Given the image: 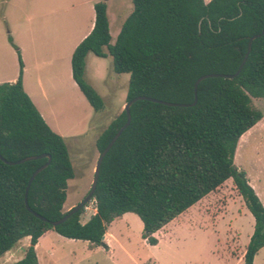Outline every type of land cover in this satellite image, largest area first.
Segmentation results:
<instances>
[{"label": "trees", "instance_id": "1", "mask_svg": "<svg viewBox=\"0 0 264 264\" xmlns=\"http://www.w3.org/2000/svg\"><path fill=\"white\" fill-rule=\"evenodd\" d=\"M107 1L94 4L91 31L71 55L72 77L94 111L103 99L85 80V58L91 52L111 59L115 73H128L125 102L145 95L162 101L191 103L194 82L203 74H233L241 63L249 38L264 28V0H130L133 9L111 43ZM14 82L0 83V155L16 161L28 155L49 154L50 163L32 180V172L47 157L8 164L0 159V256L29 237L20 259L10 264H38L35 244L47 231L103 244L106 227L131 212L142 222L141 236L157 243V230L225 180L232 182L254 219L244 253L252 264L264 246V205L233 156L241 135L263 113L251 98L264 99V33L233 78L208 77L196 89V102L171 106L137 100L130 106V123L104 155L93 197L62 223L67 182L74 177L64 138L44 121L22 87L23 63ZM122 110L97 135L101 152L123 125ZM95 212L81 222L85 207Z\"/></svg>", "mask_w": 264, "mask_h": 264}, {"label": "rangeland", "instance_id": "2", "mask_svg": "<svg viewBox=\"0 0 264 264\" xmlns=\"http://www.w3.org/2000/svg\"><path fill=\"white\" fill-rule=\"evenodd\" d=\"M79 1L0 0V21H3L4 8L7 13L18 9L26 11L31 9L36 14L48 13L50 17L57 19L74 16L78 12L76 7ZM132 9L130 0L108 1L109 32L113 38L115 26ZM6 31L7 35H10L7 27ZM92 59L99 61L97 67ZM24 65L28 68V73L33 72V63L26 58ZM95 67L98 71L97 76L93 73ZM128 79V73H115L112 70L110 58L103 59L91 54L87 82L102 97L103 108L97 112L92 108H89L90 112L79 108L78 115L68 114L59 117L64 132L72 130L81 133L88 129L85 135L77 139L67 138L65 142L70 153L74 177L68 182L64 211L76 205L90 189L99 155L95 147L96 137L123 110L126 102L121 100L125 97ZM251 99L252 105L264 115V99ZM233 162L237 168L245 172L250 185L264 205V116L241 135ZM239 196L232 179L225 180L215 190L209 192L199 204L195 203L171 220L166 227L167 232L164 235L161 232L162 244L157 249L150 247L142 238V222L131 212L113 220L107 227L103 244H106L108 249L102 244L89 248L86 240L65 238L55 231H47L39 248L36 249L38 264H135L129 255L134 256L137 264H148V260L153 261L154 258H157L160 264H214L216 260V253L212 251L214 231L220 236H231L229 231L237 229L239 244L242 245L250 229L252 216L248 209L246 210L248 216L243 213L239 215V211L246 209V206L241 208L243 200ZM92 213L93 204L90 202L81 216L82 221ZM167 235L172 240L170 245L167 244ZM28 243L29 238L21 239L12 249L0 256V264H10L20 259Z\"/></svg>", "mask_w": 264, "mask_h": 264}, {"label": "crops", "instance_id": "3", "mask_svg": "<svg viewBox=\"0 0 264 264\" xmlns=\"http://www.w3.org/2000/svg\"><path fill=\"white\" fill-rule=\"evenodd\" d=\"M98 1L99 0H80L78 2V6L76 7L78 8L76 15L65 16L60 19L50 17L48 13L36 14L31 9L29 11L18 9L9 11L7 13L6 8H4L2 13L3 21H0V83L14 82L18 77L19 71L17 52L8 41V32L6 31L7 27L13 43L19 48L20 51L21 60L23 63L22 87L24 91L27 93L48 126L54 132L61 135L65 142L67 138L77 139L85 135L88 131L87 129L81 133H75L72 130L64 132L63 125H61L59 117L68 114L78 115L80 113L78 111L79 108L88 111L90 110L89 108H92L72 77L71 55L76 45L92 29L94 22L93 6ZM71 8H73V6ZM127 15L119 20L115 26V37L113 38L110 35L111 43L115 41L122 22L127 17ZM91 54L93 53L89 52L85 58L84 77L86 81H88L87 72L89 69V60L91 58ZM25 58L27 61L33 63L34 70L32 73H28V68L24 65ZM104 58L110 57L107 56ZM93 62L97 67L96 64L99 61L93 60ZM96 67L93 73L97 76L98 71ZM125 97L121 100V102L125 100ZM70 180L72 179H69L68 182ZM68 182L67 185L69 184ZM239 197L241 198V196ZM203 198H201L196 203L199 204ZM242 206H245L243 201L241 208H243ZM246 210L247 208H243L242 212L239 211V215L242 213L245 216H248V213L251 215V213L248 210L247 213ZM94 212L95 211H93V213ZM86 220L82 221L81 219V222H85ZM170 222L171 221L153 233V236L157 239V243L155 245L148 244L144 239L145 242L152 248H159V246L162 244L161 232L163 235L165 232H167L166 227ZM253 226L254 219L252 216V219H250V229L242 245L239 244V232L237 229L229 231L231 236H220L218 232L214 231V233H212L214 234L212 251H215L216 253V260L214 264H244L243 257L253 231ZM106 231L104 238L107 235ZM45 233L38 238L37 243L35 244V251L39 248L43 237H45ZM167 237V244L170 245L172 240L170 236L167 235ZM104 246L106 249H108L106 244H104ZM127 255L129 254H126V256ZM129 258L135 264L138 263L134 256L129 255ZM148 264L160 263L157 261V258H154L153 261L149 259ZM252 264H264V246H262L254 255Z\"/></svg>", "mask_w": 264, "mask_h": 264}, {"label": "water", "instance_id": "4", "mask_svg": "<svg viewBox=\"0 0 264 264\" xmlns=\"http://www.w3.org/2000/svg\"><path fill=\"white\" fill-rule=\"evenodd\" d=\"M205 2H208L210 0H204ZM264 33V28L262 29L261 33L262 34ZM260 34H254L252 35L249 40H248V43H247V51L241 61V63L239 64L237 70L235 71V73L233 74H222V73H208V74H203V75H200L194 82V94H195V97H194V100L191 102V103H175V102H168V101H162V100H158V99H155V98H151V97H148V96H145V95H139V96H136L132 99H130L129 101H127L125 104H124V107H123V110L126 114V119H125V122L123 123V125H121V127L115 132V134L112 136V138L110 139V141L107 143V145L104 147V149L99 152V155H98V158L96 160V164H95V167H94V173H93V179H92V183H91V186H90V189L88 190L87 194L76 204L74 205L73 207H71L60 219L58 220H55V221H52L51 224L53 226H56L60 223H62L63 221H65L68 217H70L73 213H75L77 210H79L86 202H88L94 195V192H95V188H96V184H97V179H98V175H99V170H100V165H101V162H102V159L104 157V155L108 152V150L111 148V146L113 145V143L116 141V139L120 136V134L122 133V131L129 125L130 123V106L132 105V103H134L135 101L137 100H141V99H145V100H150V101H155V102H159V103H163V104H166V105H171V106H189V105H194L195 102H196V89H197V85L198 83L205 79V78H208V77H224V78H233L235 77L239 71L241 70L246 58H247V55L250 51V46H251V42L254 38L260 36ZM47 157V161L44 162L43 164H41L39 167H37L31 174L29 180H28V183H27V187H26V191H25V198H24V201H25V205H26V208L32 212L35 216L41 218V219H45L43 216H41L40 214L32 211L28 204H27V190L32 182V180L34 179V177L42 170L44 169L49 163H50V160H51V157L49 154H38V155H28V156H25L21 159H18L16 161H8V160H5L1 155H0V159H2L3 161H5L6 163L8 164H20L22 162H25V161H28V160H32V159H37V158H41V157ZM104 245V244H102Z\"/></svg>", "mask_w": 264, "mask_h": 264}, {"label": "built area", "instance_id": "5", "mask_svg": "<svg viewBox=\"0 0 264 264\" xmlns=\"http://www.w3.org/2000/svg\"><path fill=\"white\" fill-rule=\"evenodd\" d=\"M85 208H87V206ZM93 211H95V208L94 207H93Z\"/></svg>", "mask_w": 264, "mask_h": 264}]
</instances>
